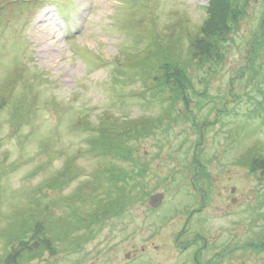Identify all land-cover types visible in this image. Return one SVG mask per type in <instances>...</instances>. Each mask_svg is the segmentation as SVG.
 I'll list each match as a JSON object with an SVG mask.
<instances>
[{"label":"rangeland","instance_id":"1","mask_svg":"<svg viewBox=\"0 0 264 264\" xmlns=\"http://www.w3.org/2000/svg\"><path fill=\"white\" fill-rule=\"evenodd\" d=\"M59 1L0 0V264L55 256L72 204L122 254L153 220L203 264H264V0Z\"/></svg>","mask_w":264,"mask_h":264},{"label":"flooded vegetation","instance_id":"2","mask_svg":"<svg viewBox=\"0 0 264 264\" xmlns=\"http://www.w3.org/2000/svg\"><path fill=\"white\" fill-rule=\"evenodd\" d=\"M149 202V199H148ZM149 205H151L149 203ZM67 206V205H66ZM152 206V205H151ZM155 208V207H154ZM62 211V219H60L59 224L61 226L60 233L58 234V244L55 247V251L51 254H56L55 256H46V249L52 251V248H47L44 246H32L26 245L15 248V252H21V259H25L22 264H203L199 260L198 254L203 257V251L192 256L186 254V250L172 253L168 249L166 241V235L162 236V230L156 229L154 221L152 220L153 229L144 230L141 229L137 231L139 233L138 245L127 249L126 251L120 250V246L112 245V231L105 230L101 231H90L88 229L80 230L78 229V220L76 221L75 213L76 208L72 204L71 206L65 207ZM142 222H146L145 218L141 219ZM104 227L107 226V219L102 220ZM143 225V224H142ZM185 231V230H184ZM183 231V232H184ZM102 232L104 233L101 236ZM182 231L177 233L181 234ZM25 233V232H24ZM123 233H126L124 231ZM101 236V237H100ZM198 236H201L200 233ZM100 239H96L99 238ZM217 236H212L209 239L207 236H203L204 249L209 246V242H213ZM217 239V238H216ZM161 245H164L162 250ZM19 252V253H20ZM36 252H40L38 256H30ZM18 253V254H19ZM25 253V255H24ZM186 255V256H185ZM34 259H39L34 261Z\"/></svg>","mask_w":264,"mask_h":264},{"label":"trees","instance_id":"3","mask_svg":"<svg viewBox=\"0 0 264 264\" xmlns=\"http://www.w3.org/2000/svg\"><path fill=\"white\" fill-rule=\"evenodd\" d=\"M10 1L13 2L14 0H8V2H10ZM17 1L18 2L19 1L23 2V3H20V5H18V6L34 5V6H40L41 7L42 4H44L46 2H49V3L50 2H55L56 3L55 4L56 6L57 5L64 6V3H61L59 0H24V1L23 0H17ZM2 30H4V29H2ZM218 41L219 42L222 41L220 37H219ZM17 88H18V85L16 86V88H14L15 89L14 91H16V93H17ZM26 89H28V93H26V97L25 98L30 101L31 106H34L33 105L34 101L40 99V96H41L42 92H41V90H39L38 91V95H34L32 91H29V88L27 87V84L23 86V91L26 90ZM35 107L36 106H34V108ZM38 113H40V112L39 111L37 112L36 109L24 110V112H21L20 110H18L16 112V114H17L16 116H18V118H17V120H14L15 122L12 123L14 134H17L18 133V127L19 126H20L19 131L26 126V127H29L30 128L29 133H32L34 131V129H33V124H31L30 121L31 120H35V118L38 115ZM25 124H31V125H25ZM67 167L71 168V165H67ZM63 184H64V182L60 183V185H63ZM119 191H120L119 192V198L121 199L119 201H125L128 198V192H126V190L123 187L119 188ZM15 231H17L19 233L26 232V230H15ZM14 236L15 235H13V237ZM18 237H20V236H18Z\"/></svg>","mask_w":264,"mask_h":264},{"label":"water","instance_id":"4","mask_svg":"<svg viewBox=\"0 0 264 264\" xmlns=\"http://www.w3.org/2000/svg\"><path fill=\"white\" fill-rule=\"evenodd\" d=\"M163 197H164V194L161 192L152 194L149 198V202L152 206L157 207L162 203Z\"/></svg>","mask_w":264,"mask_h":264}]
</instances>
